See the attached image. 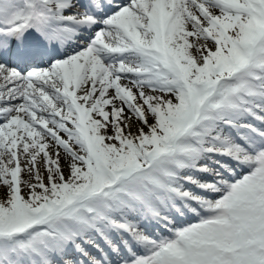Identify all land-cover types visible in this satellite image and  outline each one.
<instances>
[{
    "label": "snow or ice",
    "instance_id": "1",
    "mask_svg": "<svg viewBox=\"0 0 264 264\" xmlns=\"http://www.w3.org/2000/svg\"><path fill=\"white\" fill-rule=\"evenodd\" d=\"M0 264H264V0H0Z\"/></svg>",
    "mask_w": 264,
    "mask_h": 264
}]
</instances>
